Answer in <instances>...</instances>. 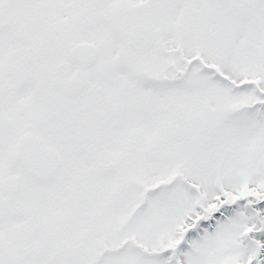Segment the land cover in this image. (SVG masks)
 <instances>
[{
	"label": "snow or ice",
	"instance_id": "6c2138e0",
	"mask_svg": "<svg viewBox=\"0 0 264 264\" xmlns=\"http://www.w3.org/2000/svg\"><path fill=\"white\" fill-rule=\"evenodd\" d=\"M0 264H264V0H0Z\"/></svg>",
	"mask_w": 264,
	"mask_h": 264
}]
</instances>
